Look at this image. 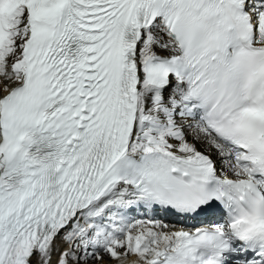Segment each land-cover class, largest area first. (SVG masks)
<instances>
[{"label":"snow or ice","instance_id":"snow-or-ice-1","mask_svg":"<svg viewBox=\"0 0 264 264\" xmlns=\"http://www.w3.org/2000/svg\"><path fill=\"white\" fill-rule=\"evenodd\" d=\"M0 264H264V0H0Z\"/></svg>","mask_w":264,"mask_h":264}]
</instances>
